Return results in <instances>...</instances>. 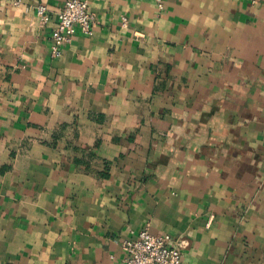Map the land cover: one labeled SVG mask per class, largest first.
<instances>
[{
	"label": "crops",
	"instance_id": "crops-1",
	"mask_svg": "<svg viewBox=\"0 0 264 264\" xmlns=\"http://www.w3.org/2000/svg\"><path fill=\"white\" fill-rule=\"evenodd\" d=\"M0 0V264H264V0ZM51 14L41 26L36 8ZM126 19V24L124 20Z\"/></svg>",
	"mask_w": 264,
	"mask_h": 264
},
{
	"label": "built area",
	"instance_id": "built-area-1",
	"mask_svg": "<svg viewBox=\"0 0 264 264\" xmlns=\"http://www.w3.org/2000/svg\"><path fill=\"white\" fill-rule=\"evenodd\" d=\"M153 1L159 8L164 7V0ZM16 3L20 4L21 0ZM36 12L41 26H46L51 19L47 6L39 5ZM57 16L58 24L53 31L51 46L54 57L60 56L62 46L71 42L75 26L78 25L87 35L93 34L95 26V15L90 11L87 0H67ZM184 247V240L176 239L169 233L153 234L147 228L136 239L122 244L126 254L125 264H183Z\"/></svg>",
	"mask_w": 264,
	"mask_h": 264
}]
</instances>
